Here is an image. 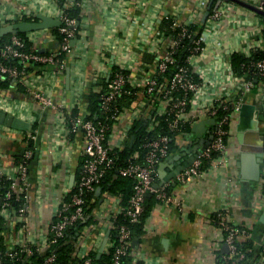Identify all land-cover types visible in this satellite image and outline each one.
<instances>
[{"label": "built area", "instance_id": "built-area-1", "mask_svg": "<svg viewBox=\"0 0 264 264\" xmlns=\"http://www.w3.org/2000/svg\"><path fill=\"white\" fill-rule=\"evenodd\" d=\"M167 1L157 0L156 7L163 8ZM225 2L228 0L217 1V7L208 16L209 29L206 30V20L200 32L189 30V26L201 21L200 13L195 12V16L187 20L179 19L174 14L166 15L164 20H167L170 28H179V33L168 34L160 23L154 30L152 39L145 41L150 46L142 51L143 54L129 49L131 34L124 32L125 39L117 61L109 64V57L106 56L98 67V76L107 78L109 75V85L100 95V110L104 119L94 120L88 117L87 110L72 114L74 104L70 105L50 96L41 84L29 85L26 82L29 73L34 70L40 72L39 70L51 69L57 73L64 72L74 53L75 29L78 25V20L65 9L81 7V0H67L61 8V25L55 26L62 35L60 40L53 31L55 27L28 31L32 42L30 47L18 32L8 33V39L0 45V108L16 115L14 108H17V104L13 101L12 104L7 94L10 91L17 95L21 91L22 95L31 99L43 111L52 110L68 136L83 133L82 155L85 163L74 186L62 196L55 208L44 242L38 244L29 238L16 237L19 225L23 233L30 232L28 191L32 184L28 165L34 150L28 148L25 139H33L34 134H26L23 139L24 151L21 154L23 159L16 162L11 169L0 166V186L8 183L5 191L0 190V215L5 217L8 226L3 240L4 249L0 247V264H6L5 257L27 261L31 255L44 253L59 239L75 230L77 233L69 240L73 245L70 262L79 260L78 263L81 264H102L95 262L90 253L79 256V248H76L77 245L81 246L90 229H96L91 221L86 223L90 217L93 220L92 211H88V195L96 191L106 171L115 165L110 146L116 139L115 135L125 142L129 140V133L136 120H148L149 135L141 144L147 150L143 157L140 151L134 152L131 160L119 169L122 175L132 177L134 186L125 206L111 214L107 212L106 218L116 228V237L110 236L107 241V252L112 250L111 264H126V260L133 254V225L140 221L148 195H154L158 202L174 203L179 209H183V201L172 194L170 183L157 185L158 166L172 152V136L168 131L181 129L185 125L194 127L196 123L213 120L206 123L208 127L205 124V137L209 139V143L191 165L176 176V181H190L197 176L212 175L218 169L226 171L230 161V147L236 141L240 104L245 101L247 94L253 93L260 99L264 134V48H258L263 51L258 58L251 57V50L242 52L249 57L248 61L241 64L242 72L234 69L231 59L226 64L222 60H216L205 69L199 67L203 55L223 44L224 39L217 29V23L224 15ZM208 3L209 0H199V7L205 8ZM260 8L264 9V3ZM27 10L22 5L12 14L0 16V29L17 21L38 19V14L33 16L34 13ZM133 25L136 26V22ZM262 28L264 31V25ZM42 30H47V36L57 39L59 46L56 50L42 49L31 38L35 32ZM185 39L189 40L188 53L180 61ZM231 49L230 57L233 53L240 52L237 48ZM59 53H63L64 57H59ZM128 57L131 60L126 64L125 58ZM134 61H138L136 65ZM136 67L142 75L140 79L133 76ZM4 82L8 83L7 88L1 86ZM193 110L198 113L191 114ZM165 127L168 128L167 131L164 130ZM224 181L217 192L219 205L211 215L219 234L217 242L227 247V250L220 253L218 263L264 264V221L261 219L264 214V155L258 187L254 194L253 209L258 216L257 220L241 221L234 215L232 205L228 202L232 179ZM67 196L69 199H66ZM112 197L116 195L106 193L104 199L112 200ZM12 200L21 203L13 208ZM119 214L125 220L117 225ZM79 223L86 224L79 228ZM258 224L263 225L260 231L256 230ZM257 233H260L259 237ZM249 242L251 245H248ZM57 257V253L52 251L44 256L41 264H60Z\"/></svg>", "mask_w": 264, "mask_h": 264}, {"label": "crops", "instance_id": "crops-1", "mask_svg": "<svg viewBox=\"0 0 264 264\" xmlns=\"http://www.w3.org/2000/svg\"><path fill=\"white\" fill-rule=\"evenodd\" d=\"M81 1L82 38L80 40L76 38L74 53L64 72L57 73L51 69L39 70L40 72L34 70L29 73L26 82L29 85L41 84L45 92L57 100L70 105L78 102L79 110L83 112L87 108L84 95L90 90L99 89L94 83L100 77L97 72L103 62L102 58L109 57V64L117 61L125 39L124 32L131 34L129 49L143 54L142 51L150 46L145 44V41L152 39L154 30L166 15L174 14L179 19L187 20L195 16L196 12L200 13L199 18L204 22L203 16L207 9L199 7V0H168L163 8L156 7L157 0ZM217 1L214 0L213 9L217 7ZM245 1L259 7L264 3V0ZM22 5L27 7L29 13H34L33 16L43 13L55 19H59L62 8L57 0H0V16L12 14ZM135 22L136 26L133 25ZM206 25L208 30L209 20ZM263 25L255 11L228 0L224 3V15L217 23V29L224 39L223 44L203 55L199 67L205 69L216 60H222V63L226 64L231 59L229 55V51L233 50L231 48H237L236 50L244 53L253 51L254 47L263 49ZM46 33L47 30L38 31L31 38L42 49L56 50L59 46L57 39L47 36ZM125 59L126 64L131 60L129 57ZM137 62L134 61V65ZM68 67L69 82L66 76ZM133 76L137 79L142 76L137 67ZM8 93L9 100L17 104V108H14L16 115L29 121L33 127L37 124V128L24 132L25 130L0 125V166L10 169L14 167L16 157L21 156L22 148L25 146L24 137L28 133L34 134V153L28 165L32 184L28 191L30 232L23 233L19 225L16 237L29 238L42 244L55 208L62 196L74 186L77 174H80L84 166L82 155L84 137L83 133L68 136L52 110L43 111L31 99L22 95L21 91L17 95L10 91ZM244 102L254 104L260 110L261 104L257 95L247 94ZM190 113L196 115L198 111L193 110ZM206 125L208 127V124ZM198 134L193 129L189 132H179L171 154L158 166L157 183L160 181L170 183L172 194L183 201V209H179L174 203L153 202L141 234L133 237V254L126 264H219L220 253L227 247L217 242L219 234L211 215L219 205L217 192L225 179L229 181L232 179L228 202L232 205L234 215L241 221L258 219L253 209L258 181L240 178L237 140L230 147V161L226 171L218 169L215 174L197 176L190 181L169 178L174 167L189 156L188 152ZM201 136L205 137L207 133H202ZM115 137L110 146L123 148L126 142L117 135ZM177 156L179 157L172 163L170 158L172 160ZM165 178L169 179L164 180ZM106 193L108 192L103 193L102 189L97 193L99 201L92 210L91 220L96 229H90L89 225L90 230L86 233V239L83 238L81 246L76 247L79 248V256L84 253H95L97 257H101L107 252L108 238L116 229L106 218L107 212L109 214L116 212L122 204L120 195L116 194L112 200H106L104 199ZM262 226L258 224L256 230L260 231ZM259 235L260 233H257L258 237ZM135 238L138 241L134 242Z\"/></svg>", "mask_w": 264, "mask_h": 264}, {"label": "trees", "instance_id": "trees-1", "mask_svg": "<svg viewBox=\"0 0 264 264\" xmlns=\"http://www.w3.org/2000/svg\"><path fill=\"white\" fill-rule=\"evenodd\" d=\"M67 0H57L58 3H61V7L65 6ZM66 12L72 16L75 17L79 22L78 25L75 29V34H76V38L78 40H80L82 38V32H83V27L80 25V14H81V7L79 6H75V7H69L65 9ZM213 6L211 8L210 13L213 11ZM257 15L261 18L263 24H264V15L263 14H259L257 13ZM37 18V17H36ZM25 19H30L25 17ZM205 26V21L202 22L200 21L198 24L196 25H191L189 26V30L191 31H198L200 32ZM161 27L168 33H174L177 34L179 33V28L178 29H172L170 28L169 23L167 22V20H163L161 22ZM54 33L56 34L58 40L62 39V35L59 32V28L55 27L53 28ZM18 35H20L21 37L25 38L27 40V44L28 47H30L32 45V42L29 38V33L28 32H18ZM9 37L8 35H0V45L6 41ZM183 47H182V52L180 54V61L182 60V58L188 53V47H189V40L185 39V41L183 42ZM263 51L260 49H254L252 51V55L251 57L253 58H258L260 55H262ZM59 57H64L63 53H59ZM249 60V57H247L245 54H243L242 52H235L232 54L231 56V63L232 66L234 67L235 70L242 72L241 70V64L243 62H246ZM109 85V80L106 79V77H99L95 83L94 86H96L97 88L101 87V90L99 91L98 89L96 90H90L88 91L87 94H85V98L87 101V112L89 113L87 116L97 120V119H104V115L102 114L101 110H100V95L101 92L105 91L106 88ZM1 86L7 88L8 87V83L4 82L1 84ZM79 112V107H78V102L74 103L73 108L71 113L72 114H77ZM263 118V115H262ZM163 126L164 124L161 123ZM147 127H148V120L145 119H140V120H136L132 126V129L129 133V140L126 141V144L123 148H111V152L115 157V165L114 167H112L111 169L107 170L104 177L102 178L101 182H100V186L101 189L103 190V193L108 192L110 194H114V195H120L121 197V204L122 206H125L130 198V196L133 193V186H134V181L132 179V177L130 176H124L119 172V169L123 166H125L131 159V155L136 152V151H140L143 157V154L145 153V151L147 150L146 147H144V145H141L142 142L144 141V139L146 138V136L148 137V132H147ZM34 130L37 128V124L34 125ZM159 129H162L159 127ZM193 128L190 125H185L183 127H181V129L178 130H174V131H168L169 134L172 136V147L175 143V138L176 135L181 132H189L191 131ZM165 131L168 130L167 127L164 128ZM24 132H27L26 130ZM33 134V133H32ZM70 136H72V134H70ZM134 137V138H132ZM26 144L28 145V148L34 150V139H25ZM17 162L23 159V156H17ZM79 176V174H77ZM7 185L8 183L5 182L4 184H2L0 186V190L5 191L7 189ZM96 196V197H95ZM88 198L90 199V203L88 205V211L91 212L95 205L98 203L99 201V197L97 195V192H92L88 195ZM66 199H69V196L66 197ZM153 202H158L157 199L155 198L154 195H148L147 199H146V206H145V210L141 216V219L139 222L135 223L133 225V233H134V237L138 236L139 234H141L143 227H144V222L146 220V217L149 214V211L151 209V206L153 204ZM21 203V201H11V206H13V208H17L19 206V204ZM125 220V217L122 214H119L117 219H116V224H120ZM91 221V217L86 221L89 222ZM86 223H79L78 226L79 228H82V226ZM7 223H6V219L4 216L0 215V247L2 249H4V238H5V232L7 231ZM77 233V231H73L70 234L62 237L61 239H59V241L53 245L50 246L49 249H47L44 253H35L33 255L30 256L29 260L24 261L22 259L19 260H12L9 259L8 257H5V263L6 264H41V262L43 261L44 256H46L47 254L51 253L52 251H55L58 255L57 257V262L60 264H77L79 262V260H74L72 263L70 262L71 259V251L73 249V245L70 244V237L74 236ZM115 233L111 234V238H114ZM248 245H251V242L248 243ZM90 255L94 258V261L97 263H102V264H111V260H112V250L109 249L108 252L103 253L101 255V257H97V255L95 253H90ZM251 255V253H250ZM254 256V254H253ZM127 261V260H126ZM81 264V263H78ZM243 264H248L247 262H244Z\"/></svg>", "mask_w": 264, "mask_h": 264}, {"label": "water", "instance_id": "water-1", "mask_svg": "<svg viewBox=\"0 0 264 264\" xmlns=\"http://www.w3.org/2000/svg\"><path fill=\"white\" fill-rule=\"evenodd\" d=\"M237 2L238 4L245 6L256 13L264 15V9L260 8L252 3H249L245 0H232ZM214 0H210L207 9L204 13L203 20L205 21L207 16L210 14L212 4ZM217 6V4H216ZM37 20H22L17 21L8 25L1 27L0 35L15 33V32H28L32 30L38 29H46L50 27L60 26L61 21L59 19L52 18L46 14L39 13L37 15ZM67 82H69L70 78V68H67ZM109 79V75L107 77ZM258 113L259 109H257L256 105L250 104L248 102H242L239 108V116L238 122L236 126V140L239 145V155L237 159V165L239 167V176L241 179H247L251 181H258L261 174V165L263 162L264 155V135L260 133L258 126L254 124H247V120L250 117V113ZM208 122H213L210 120ZM207 121H202L196 123L193 127L197 133H199L192 144L189 153V156L185 161H181L179 165L174 167L173 173L170 174L169 178H176V176L185 168L191 165V163L196 159L201 150L209 143V139L206 137H202L201 134L205 132V124ZM0 125H3L8 128H14L18 130H30L34 131L33 125L17 116L11 112H8L2 108H0ZM134 138V137H132ZM24 151V147L22 148V152ZM21 152V154H22ZM179 156L174 157V159L170 161L173 163ZM169 160V159H168ZM168 178V179H169ZM165 178L164 180H166ZM167 179V180H168ZM163 182L160 181L157 185H161ZM97 193L101 192V186L97 187ZM262 221H264V214L262 216ZM138 241L137 238L134 239V242ZM104 247V246H103ZM101 247V250L103 249ZM226 247V245H225ZM227 250V249H226Z\"/></svg>", "mask_w": 264, "mask_h": 264}, {"label": "flooded vegetation", "instance_id": "flooded-vegetation-1", "mask_svg": "<svg viewBox=\"0 0 264 264\" xmlns=\"http://www.w3.org/2000/svg\"><path fill=\"white\" fill-rule=\"evenodd\" d=\"M250 117L248 118V122L247 124H254L256 126H258V129L260 131L261 134H263V131H262V114H261V111L259 110V112L256 114V113H250ZM239 116V115H238ZM264 135V134H263Z\"/></svg>", "mask_w": 264, "mask_h": 264}]
</instances>
